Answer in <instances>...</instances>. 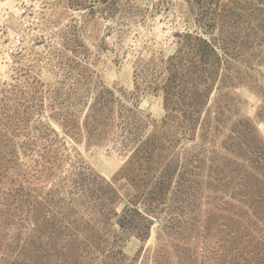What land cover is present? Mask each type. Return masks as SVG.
<instances>
[{
    "label": "rangeland",
    "instance_id": "rangeland-1",
    "mask_svg": "<svg viewBox=\"0 0 264 264\" xmlns=\"http://www.w3.org/2000/svg\"><path fill=\"white\" fill-rule=\"evenodd\" d=\"M32 2L0 264H264V0Z\"/></svg>",
    "mask_w": 264,
    "mask_h": 264
},
{
    "label": "built area",
    "instance_id": "built-area-1",
    "mask_svg": "<svg viewBox=\"0 0 264 264\" xmlns=\"http://www.w3.org/2000/svg\"><path fill=\"white\" fill-rule=\"evenodd\" d=\"M41 11L32 0H0V63H11L43 43Z\"/></svg>",
    "mask_w": 264,
    "mask_h": 264
}]
</instances>
